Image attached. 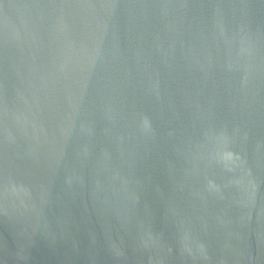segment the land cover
Returning <instances> with one entry per match:
<instances>
[{
    "label": "water",
    "instance_id": "95a60500",
    "mask_svg": "<svg viewBox=\"0 0 264 264\" xmlns=\"http://www.w3.org/2000/svg\"><path fill=\"white\" fill-rule=\"evenodd\" d=\"M0 264H264V0H0Z\"/></svg>",
    "mask_w": 264,
    "mask_h": 264
}]
</instances>
